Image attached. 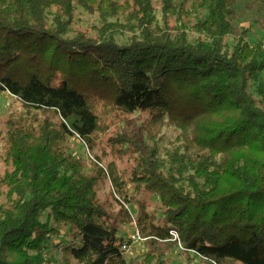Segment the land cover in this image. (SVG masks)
<instances>
[{
    "label": "trees",
    "instance_id": "1",
    "mask_svg": "<svg viewBox=\"0 0 264 264\" xmlns=\"http://www.w3.org/2000/svg\"><path fill=\"white\" fill-rule=\"evenodd\" d=\"M233 3L0 0V95L27 111L0 117V264H45L61 229L57 264H170L171 232L205 264H264V51L244 27L230 43ZM80 10L95 33L73 28ZM135 113L147 115L135 133L108 139L126 181L107 151L90 168L70 152L73 134L94 152ZM168 128L178 133L161 154ZM121 201L138 206L142 259L121 250Z\"/></svg>",
    "mask_w": 264,
    "mask_h": 264
},
{
    "label": "rangeland",
    "instance_id": "2",
    "mask_svg": "<svg viewBox=\"0 0 264 264\" xmlns=\"http://www.w3.org/2000/svg\"><path fill=\"white\" fill-rule=\"evenodd\" d=\"M124 1V0H119ZM234 8L236 10V18L233 20V30L229 36V41L231 44L234 42V38L238 36L242 27L249 30L248 40L251 44L261 43L262 50L264 51V5L261 4L259 0H234ZM155 7H158V3L155 2ZM99 27V20L96 16L89 15L84 11L80 10L78 12L77 22L74 23L73 28L75 30H83L89 33H95L96 28ZM117 29V28H116ZM127 33L120 30L118 27L116 39L119 43H125L127 39ZM264 79V74H263ZM251 91H254V86L251 87ZM27 114V111L21 106V104L12 97L8 92L0 95V117L3 121H5L8 117L14 116H24ZM32 114V113H29ZM28 114V115H29ZM38 118L41 117L40 114H36ZM124 117V116H123ZM147 118L146 114L135 113L132 115H125L123 119H118L112 124H110L108 131L105 134L100 135L98 140V146L93 150H89L87 146L83 142H78L72 137L68 138V147L70 152L77 156L78 158L84 160L91 166L92 158L94 155L100 154V151H107V157L105 158L104 165H106L109 161L115 160L117 163V167L120 173H125V181L128 178L129 171V163L125 159L118 160L110 154V147L108 146V139L112 137L117 132H123L127 135H131L135 133L143 121ZM177 130L173 128H168L163 136V139L160 143L161 146V154L165 149L171 147L172 143L176 138ZM2 151V141L0 140V154ZM5 167L0 158V175L3 173ZM127 169V170H126ZM123 173V174H124ZM129 195L131 194V186L127 184ZM111 184L107 181L105 184H101L99 186V199L101 201H110L111 199ZM147 204V210L152 211L158 207V200L154 196H150L149 194H144L140 197ZM130 204V210L133 215H135V219H137L138 206L136 203H127ZM132 223L129 225H125L121 228L120 235L125 238L127 235L132 234ZM172 240V239H171ZM65 245L68 243V237L64 234V230L61 229V235L59 237H55L51 239L49 242V248L46 252V257L50 261H46L45 264H57L60 260L61 252L59 249L55 247L58 244ZM146 253V250L143 246V243H136L132 246V253L128 257L136 256L142 259ZM127 257V258H128ZM170 264H205L201 259L193 257V254L185 255L180 253L179 249H175L169 255ZM211 264V263H210Z\"/></svg>",
    "mask_w": 264,
    "mask_h": 264
},
{
    "label": "built area",
    "instance_id": "3",
    "mask_svg": "<svg viewBox=\"0 0 264 264\" xmlns=\"http://www.w3.org/2000/svg\"><path fill=\"white\" fill-rule=\"evenodd\" d=\"M73 139H75L78 142H83V140L81 139V137L78 134H73L72 136ZM84 143V142H83ZM90 158L92 160H94L91 155H89ZM123 204V207L128 211L130 217H131V223H132V229H133V233L127 235L124 238L123 241V245L121 247L122 252L126 255L129 256L132 253V246L136 243H143L144 239L141 238L138 229H137V224H136V219H135V215L132 214L131 210H130V204L124 203L123 201H121ZM171 238L173 241L177 242V249L182 250V246L180 244V241L178 239V235L176 232H171ZM212 264H216V263H212Z\"/></svg>",
    "mask_w": 264,
    "mask_h": 264
}]
</instances>
